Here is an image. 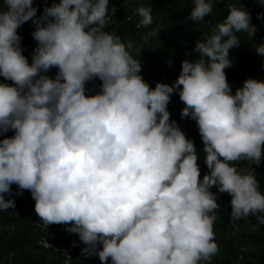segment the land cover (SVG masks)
<instances>
[{"label":"clouds","instance_id":"clouds-1","mask_svg":"<svg viewBox=\"0 0 264 264\" xmlns=\"http://www.w3.org/2000/svg\"><path fill=\"white\" fill-rule=\"evenodd\" d=\"M33 2L0 5V77L12 82H0V136L14 132L0 139V212L30 192L43 227L66 226L83 243L81 255L101 264H212L218 194L231 197L232 222L255 217L253 231L264 225L251 167L264 162V81L248 78L233 94L225 72L237 33L251 39L258 31L247 10L228 3L175 82L152 88L141 75L142 47L106 30L109 0H53L39 16ZM214 2L192 0L186 21L206 22ZM152 11L136 9L137 27L154 24ZM29 21L31 63L17 31ZM158 33L148 31L145 43ZM255 52L264 56V43ZM95 80L100 91L86 94ZM174 93L203 142L202 179L200 153L168 110ZM241 161L249 168H238Z\"/></svg>","mask_w":264,"mask_h":264},{"label":"trees","instance_id":"trees-1","mask_svg":"<svg viewBox=\"0 0 264 264\" xmlns=\"http://www.w3.org/2000/svg\"><path fill=\"white\" fill-rule=\"evenodd\" d=\"M179 1H182V8L184 9H189L191 7L193 8L194 6L192 0ZM228 1H231V3L236 4L237 7H241L250 13L251 23L257 27V32L260 35L259 38L261 42L264 43V21L257 19V14L264 11V7H261L259 4L254 2V0H216L213 5V10L219 11V16L216 18L206 17L205 25L198 27V31H195V33L197 34L196 37H200V39L203 40L205 37L211 35V25L207 22L214 24L217 23L219 20L226 18L228 9L227 7H225V4ZM52 2L53 0H34L33 6L36 7L38 10L37 16L42 13L45 4L51 5ZM140 6L141 5L137 3L135 4L134 8L131 9L130 14L133 15V18L130 22H124L125 15L120 14L117 20L113 23V25L107 26L106 30L109 31L111 28H114L116 31H118L122 41H125V35L129 32L147 30V28L137 27L138 23H136V18L138 20L140 18L138 15H136V9ZM110 8L111 5L109 4V10ZM163 22L165 23V26L162 29L161 40H159V43H157L156 45H153L148 39V42L145 43L147 46V54L143 57V59L145 61H152L161 56L173 55L176 57L174 66L179 70L178 73L180 74L181 62L185 59L192 60L198 56V54L193 51L196 42L189 41L190 39H192L189 36L181 37V34L179 33V21L177 19L176 12H171L170 14L165 15L163 17ZM33 30L34 26L31 21L24 23L17 30L18 34L22 38L21 45L23 49V55L28 58L29 63H31V53H33L32 51H34L37 47L35 46L34 39L31 35ZM237 34L242 35L240 33ZM242 41L244 43L241 42L238 48L230 49L229 59L232 61V66L230 68L225 69L227 81L233 90V94L237 88L243 86V82L246 79L256 78L258 76L259 66L264 58V56H260L255 52L254 47L248 45L253 43L251 39L245 38ZM186 51L190 54L185 55ZM179 101V95L174 93L171 96V101L168 105V110L173 108L176 102ZM182 109L183 107L181 108V111ZM186 121L189 125V131L186 137L194 141L195 147L198 153H200L199 156L203 158V142L198 129L194 128L196 122L191 120L190 118H186ZM12 135H14L13 131H9L4 134V136L8 137ZM4 136H0V138L3 139ZM241 162L248 165L245 161ZM257 169L258 171L256 172L255 177L259 182L262 194H264V171L261 170L260 166L257 167ZM203 175L204 174L201 173V179ZM211 191L217 192V189L213 187ZM5 198L8 199L10 197L6 195ZM14 199V208L22 212V224L17 233H2L0 235V262H5V264H55L54 258L49 257L45 252L38 251V248L34 243L31 227L32 220L34 219L33 207L26 202H22L16 196H14ZM230 200V196L218 194L217 202L220 204L221 207L218 210V217L214 223L215 228H219L223 233H236L240 229H242L247 223H251L253 225L256 224L255 217H250L248 218V220L242 219L236 222H232L230 219ZM3 212H0V218L4 217ZM54 227L56 230H58L61 225L54 224ZM257 229L263 234V239L261 240V245L255 248L251 247L247 249L238 245L235 239L233 238L220 240V238H217L215 236V242L218 244V246L220 241H223L225 243V261L223 262V264H234V261L237 260L241 261L242 264H264V225L259 226ZM56 235L64 239H70L73 236L79 239L78 235L70 234L66 230H64L63 232L58 231ZM83 247V243L80 242V254L81 249ZM10 253L13 254L12 259L9 258ZM80 264H101V262L98 256L88 258L82 256ZM108 264H111L110 259L108 261Z\"/></svg>","mask_w":264,"mask_h":264},{"label":"rangeland","instance_id":"rangeland-1","mask_svg":"<svg viewBox=\"0 0 264 264\" xmlns=\"http://www.w3.org/2000/svg\"><path fill=\"white\" fill-rule=\"evenodd\" d=\"M117 2V0H109V4L112 5L113 3ZM139 3L141 6L144 7H151L152 8V15L154 18V24L150 26V28H147V30L144 31H137V32H129L125 35V42L127 40H131L134 42V44L138 47H142L141 54L138 57V59L141 61L142 64V73L145 82H147L152 88L155 87L157 82L167 83L169 85L173 84L177 77L179 76V70L174 66V62L176 57L175 56H161L156 58L152 61H145L143 57L147 54V46L145 44V41L143 39V36L150 31L151 29H156L159 31L158 36L149 37L150 43L153 45H156L159 43V40H161L162 36V29L165 26V23L163 22V17L167 14H170L171 12H176L178 23H179V33L181 34V37L183 36H189V41L196 42L200 37H196L197 34L195 31H198V27L205 25L206 22H192L191 20L186 21V17L189 16L192 7L189 9L182 8V1L179 0H132L133 8L135 4ZM228 3H231V1H228L225 4V7H227ZM3 4V0H0V5ZM228 9V8H227ZM219 16V11L213 10V14H210L207 17L216 18ZM224 19L219 20L218 22H222ZM206 21V20H205ZM136 23H139V20L136 18ZM181 28V30H180ZM197 29V30H196ZM116 35H119L118 32L115 33ZM242 35L237 34L240 36L241 42L244 43L242 40L245 38H249L246 34L241 33ZM205 35V34H204ZM180 36V35H178ZM201 36V35H200ZM259 33L256 32L255 36L251 38L253 43L248 44L249 46L256 47V45L261 44V40L259 38ZM179 38V37H178ZM250 39V38H249ZM35 46H37V42L34 40ZM34 53V51H32ZM33 53H31L33 55ZM171 60L172 63L169 65L168 61ZM57 72V69L53 68L50 70L48 75L54 77ZM257 80L264 81V58L262 63L259 66V74L255 78ZM0 82L12 84L11 81H5L3 77H0ZM99 80L90 81L87 83V93L88 95L95 94L100 91ZM184 107V104L179 101L176 102L175 106L171 109H169V112L171 114V119L175 120L177 124L179 125L180 129L185 133V135L188 134L189 131V125L186 121V118H181V108ZM194 128H197L195 125ZM198 129V128H197ZM203 157V156H202ZM201 159V156H199V159ZM260 168L262 171H264V162L260 165ZM225 196H229L227 193H223ZM251 223H247L242 229H240L236 233H223L219 228L214 227L215 236L217 238H220V240L223 239H230L233 238L237 242L238 245L244 247V248H255L261 245V240L263 239V234L256 229L255 231L252 230ZM219 252L216 256L212 258V264H223L225 261V243L223 241H220L219 243ZM38 251H40L38 249ZM42 252V251H40ZM234 264H240L239 261H234Z\"/></svg>","mask_w":264,"mask_h":264},{"label":"built area","instance_id":"built-area-1","mask_svg":"<svg viewBox=\"0 0 264 264\" xmlns=\"http://www.w3.org/2000/svg\"><path fill=\"white\" fill-rule=\"evenodd\" d=\"M133 8L132 0H121L113 3L111 5V8L109 10V15L111 16V19L109 21L108 26H112L113 23L117 20L118 16L120 14H124V22H130L133 18V15L130 14L131 9ZM111 9H115V13L112 15ZM111 33H116L114 28H111L109 30ZM1 139V138H0ZM198 165L200 167L201 173L205 174L208 169L204 163V157L198 160ZM238 168H249V165H246L242 162L237 163ZM254 170L255 174L258 171L257 167L251 166ZM251 170V169H250ZM13 193H16L18 191L16 185H12ZM19 200L22 202H26L29 205L33 207L34 210V204L35 201L32 199L30 192L23 191L20 195H15ZM4 217L0 218V235L2 233H17L21 227L22 224V212L16 208L8 209L7 211H4ZM7 216V217H5ZM42 222L37 217L35 211H34V219L32 220V237L34 239V243L37 246V248L45 252L49 257H53L55 264H80L82 260V256L79 252L80 248V240L73 236L70 239H64L62 237L57 236V232H63L65 230L64 225H61V227L56 230L54 227V224L49 225L47 229L43 227L41 224ZM47 239L48 243L51 245V247H45L43 241ZM73 243L76 244V246H73ZM69 257L71 259H69ZM9 258H13V254H9ZM239 261V260H237ZM240 264L241 261H239ZM0 264H5V262H0Z\"/></svg>","mask_w":264,"mask_h":264}]
</instances>
